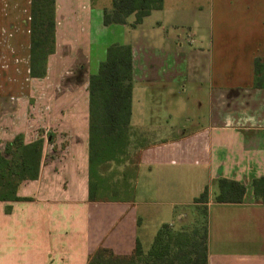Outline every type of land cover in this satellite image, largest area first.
<instances>
[{"label":"crops","instance_id":"crops-1","mask_svg":"<svg viewBox=\"0 0 264 264\" xmlns=\"http://www.w3.org/2000/svg\"><path fill=\"white\" fill-rule=\"evenodd\" d=\"M32 0H0V152L44 139L39 177L0 201V264H88L99 248L148 251L164 224L182 227L209 190L208 264H264V0H164L141 24L105 26L112 0H56V48L31 78ZM133 57L130 129L139 149L128 198L89 200V79L107 49ZM47 138V139H46ZM149 138V139H150ZM245 187L217 203L218 182ZM175 219L178 223H175Z\"/></svg>","mask_w":264,"mask_h":264},{"label":"trees","instance_id":"trees-1","mask_svg":"<svg viewBox=\"0 0 264 264\" xmlns=\"http://www.w3.org/2000/svg\"><path fill=\"white\" fill-rule=\"evenodd\" d=\"M164 0H112L103 12L105 26L126 25L135 16L133 27L142 23L152 11L161 10ZM56 0H32L31 4V78H44L47 61L55 53ZM255 86L264 87V59L254 63ZM133 57L128 45L108 47L98 73L89 79V200H103L98 168L125 154L132 115ZM44 139L26 143L18 135L0 152V201H19L17 189L25 181L39 177ZM217 203L243 202L245 187L235 181L218 182ZM257 203L264 204V177L253 182ZM209 190L193 201L189 223L175 230L169 224L157 231L152 245L144 251L137 243L132 255L118 256L99 248L88 264H208Z\"/></svg>","mask_w":264,"mask_h":264},{"label":"rangeland","instance_id":"rangeland-1","mask_svg":"<svg viewBox=\"0 0 264 264\" xmlns=\"http://www.w3.org/2000/svg\"><path fill=\"white\" fill-rule=\"evenodd\" d=\"M128 134L125 154L121 155L119 159L108 162L98 168V181L100 180V192L102 193L100 198L105 201H115L129 197L128 194L132 191V186H134L139 149L147 144L148 140H151L148 136H136L131 129ZM175 223H178L176 219ZM172 228L178 230L181 227L172 226Z\"/></svg>","mask_w":264,"mask_h":264}]
</instances>
